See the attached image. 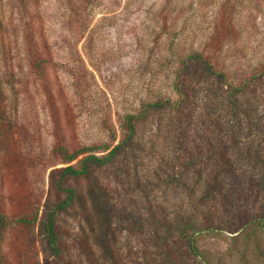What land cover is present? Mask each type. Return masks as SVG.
Instances as JSON below:
<instances>
[{
	"label": "rangeland",
	"instance_id": "1",
	"mask_svg": "<svg viewBox=\"0 0 264 264\" xmlns=\"http://www.w3.org/2000/svg\"><path fill=\"white\" fill-rule=\"evenodd\" d=\"M0 264H264V0H0Z\"/></svg>",
	"mask_w": 264,
	"mask_h": 264
},
{
	"label": "trees",
	"instance_id": "2",
	"mask_svg": "<svg viewBox=\"0 0 264 264\" xmlns=\"http://www.w3.org/2000/svg\"><path fill=\"white\" fill-rule=\"evenodd\" d=\"M36 65H37L38 69L40 71H42V73H43V66H42V58L41 57L36 62ZM135 117H136L135 114H132V113L127 115V125H128V129H129V134L127 136H125V138L123 140L124 142L127 141L133 134V131H134L133 119ZM97 147H96V145L84 146V147H81V148H79L73 152H71L69 150V148L66 147L65 145H58L55 147L57 154L62 155L64 160H66L67 162H70V161L76 159L79 155H82V154L86 155L81 161L82 164H81L80 168L76 167L74 164H69V165H66V166L59 169V176H58L57 181H56V186L60 190H68L70 194L68 195L67 200H65L64 202H61V204L60 203L58 204L57 209H60V210L65 209L68 205H70V203L73 200L74 195H75V189H73L72 187L66 186L67 178L70 176L78 177L81 175H87L89 173V166H88L89 162H95L98 164L106 163L115 154H117V152L121 148V144H118L111 149L108 148V150H109L108 155L105 156L104 158L99 157L98 155H96L94 153L92 154V152H94L95 149H97ZM56 215H57L56 212H54V214H52L50 216V218L48 219V221L46 222V225L48 226L49 238H50V243L52 245L53 251H54V253L59 255V253L61 252V248H60L61 246L59 243V237H58L56 223H55V216Z\"/></svg>",
	"mask_w": 264,
	"mask_h": 264
}]
</instances>
